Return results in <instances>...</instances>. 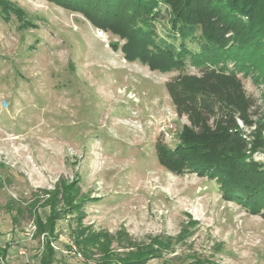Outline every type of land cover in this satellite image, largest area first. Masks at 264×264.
Returning a JSON list of instances; mask_svg holds the SVG:
<instances>
[{
	"label": "rangeland",
	"instance_id": "374dc122",
	"mask_svg": "<svg viewBox=\"0 0 264 264\" xmlns=\"http://www.w3.org/2000/svg\"><path fill=\"white\" fill-rule=\"evenodd\" d=\"M10 1L33 25L0 8V243L8 263L38 262L35 215L46 218L48 192L59 189L78 205H58L53 264H84L67 249L74 226L109 238L120 259L152 250L142 264H264V217L223 196L216 180L158 162V138L174 147L188 124L166 88L178 71L125 59L114 47L125 40L79 12ZM188 45L199 50L197 41ZM185 71L199 69L188 60ZM240 76L264 115V82ZM255 158L264 162V150ZM18 207L24 214L14 222Z\"/></svg>",
	"mask_w": 264,
	"mask_h": 264
},
{
	"label": "trees",
	"instance_id": "16d2710c",
	"mask_svg": "<svg viewBox=\"0 0 264 264\" xmlns=\"http://www.w3.org/2000/svg\"><path fill=\"white\" fill-rule=\"evenodd\" d=\"M48 1L119 35L125 41L114 47L122 49L125 59L161 73L178 71L166 88L177 114L186 116L188 124L174 147L158 138V162L176 175L194 172L216 180L223 196L264 217V162L255 158L264 150V115L255 111L256 100L246 92L240 76L264 82V0ZM0 8L15 13L24 25H33L10 0H0ZM190 39L197 41L199 50L188 45ZM188 60L199 72L185 71ZM241 123L251 131L246 133ZM48 193L49 214L34 219L33 236L41 242L36 264L56 261L58 205L72 210L78 205L70 192ZM23 214L18 207L13 221ZM101 237L74 226L67 249L84 264H115L114 258L120 264H142L152 251L140 249L131 252L129 260L120 259L110 249V239L105 236L100 241ZM7 249V244L0 249L5 258Z\"/></svg>",
	"mask_w": 264,
	"mask_h": 264
},
{
	"label": "built area",
	"instance_id": "2783aa9c",
	"mask_svg": "<svg viewBox=\"0 0 264 264\" xmlns=\"http://www.w3.org/2000/svg\"><path fill=\"white\" fill-rule=\"evenodd\" d=\"M4 246L0 243V249H2ZM0 264H9L7 261V258H5L1 253H0Z\"/></svg>",
	"mask_w": 264,
	"mask_h": 264
}]
</instances>
